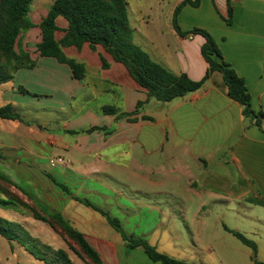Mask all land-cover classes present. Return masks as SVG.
<instances>
[{
	"label": "crops",
	"instance_id": "1",
	"mask_svg": "<svg viewBox=\"0 0 264 264\" xmlns=\"http://www.w3.org/2000/svg\"><path fill=\"white\" fill-rule=\"evenodd\" d=\"M142 1L143 5L136 10L138 25L133 28L135 44L172 74L202 80L208 71L201 54L205 39L201 35L181 37L173 26L175 8L183 0L172 5L167 31L165 24L151 21L145 15L152 7L150 0ZM230 5L233 9L230 23H227V0H200L198 7L187 4L182 8L178 25L183 32L200 28L212 35L223 61L244 80L252 109L264 113V0H230ZM58 25L63 29L67 26L63 19L58 20ZM35 29L37 43L39 28L29 33ZM63 35V31H58L57 40ZM26 42L23 49L28 51ZM65 53L85 65L82 79H75L69 66L37 53L35 68L22 69L12 81L0 85V107L9 104L14 107L20 119L7 121H13L17 130L32 126L29 114L32 112L36 113L33 119L38 122L36 129L40 133H60L59 137L48 135L45 141H34L30 147L16 146L21 155L8 176L66 217L86 236L105 264L161 263L153 262L140 248L127 247L121 235L106 226L107 219L101 213L77 200L91 198L93 191L89 179L79 175L81 172L107 178L132 174L137 199L134 205L143 206L133 211L139 220H160L159 213L163 211L153 210L150 204L175 198L173 192L165 189L179 188L182 181L187 182L186 188H197L203 205L213 204L219 209H209L207 213L204 206V219L219 213L223 205L232 201L257 206V227L263 228L253 229L250 234L226 225L224 230L232 236V231L254 236L256 257L242 243L247 248L244 253L251 264L264 263V234L260 235L264 231V117L258 126L245 116L244 106L228 95L219 73L211 74L199 91L163 103L149 97L126 68L100 45L96 50L88 44L81 51L66 48ZM102 57L110 64L109 68H103ZM35 75L42 83L43 94L37 95L26 86L27 78ZM56 150L65 152L69 159L65 161L57 155L65 165L56 164L58 167L49 172L41 162H52ZM56 184L64 185L68 192ZM104 191L100 200L89 202L117 217L119 209L111 208L103 198L113 191L106 185ZM120 196L124 204L131 203L127 195L120 193Z\"/></svg>",
	"mask_w": 264,
	"mask_h": 264
},
{
	"label": "trees",
	"instance_id": "2",
	"mask_svg": "<svg viewBox=\"0 0 264 264\" xmlns=\"http://www.w3.org/2000/svg\"><path fill=\"white\" fill-rule=\"evenodd\" d=\"M35 1L0 0V85L12 81L18 71L33 69L37 66V61L23 49V39L31 29L38 27L40 41L36 43V52L40 57L54 58L59 63L69 66L75 79L80 80L84 77L85 65L68 56L65 49L74 47L81 51L85 44H88L92 50H96L97 45L103 47L115 62L126 68L131 78L147 91L149 97L163 103L199 91L211 74L219 73L228 95L244 106V115L253 119L256 125H261L264 113H256L252 109L251 97L244 80L223 61L221 51L212 35L200 28L183 32L178 25V15L182 8L187 4L198 7L200 0H183L175 8L173 15V26L179 36L201 35L205 39L201 46V54L208 64V71L200 81L192 80L187 74L178 76L172 74L154 62L135 44L127 0H54L38 25L30 16ZM227 2L229 5L227 23H230L233 9L230 0ZM59 19L66 22V28L63 29L58 25ZM58 31L64 32L59 40L56 38ZM102 62L104 69L109 68L110 64L104 57ZM0 119L19 120L20 117L14 107L9 104L0 107ZM56 185L68 192V188L64 185ZM77 200L101 213L109 225L121 235L127 247L142 249L153 262L198 264L174 259L160 253L146 240L132 234L128 235L123 230L121 222L105 210L97 208L87 200L80 198ZM0 207L23 209L30 213L33 219L51 228L84 264H105L86 236L75 229L60 212L51 210L5 173H0ZM232 234L256 253L257 246L253 240L239 232L232 231ZM0 236L10 242H18L35 259L44 264H76L67 249L54 248L34 238L22 224L1 216ZM256 263L264 264L258 261Z\"/></svg>",
	"mask_w": 264,
	"mask_h": 264
},
{
	"label": "rangeland",
	"instance_id": "3",
	"mask_svg": "<svg viewBox=\"0 0 264 264\" xmlns=\"http://www.w3.org/2000/svg\"><path fill=\"white\" fill-rule=\"evenodd\" d=\"M53 2L54 0H36L34 2L30 14L34 23L37 24L41 20ZM150 2L152 3V7L145 15H148L151 21L165 24L164 31H167L166 27L169 26L171 20V8L176 0H150ZM128 3L129 19L133 29L138 25L139 19L137 17V11L139 9L138 7L143 5V1L128 0ZM146 6L149 7V4H146ZM28 33L25 34L23 43L25 40L27 41L26 49L31 54L32 59H34L35 56L38 58V55H36L35 43L38 39V30L35 29L34 32ZM35 60L37 61L36 58ZM38 78V75H35L33 78H27L28 83L26 85L37 95L44 93L40 87L42 83L38 81ZM29 114L32 117L30 119V125L32 126L20 127L22 133L16 129L13 121L0 119V173L9 175L8 173H10L11 167L15 165L16 160L20 157L21 150L15 148L16 146L30 147L34 141H45L48 135L60 136V133L57 131H50L49 134L40 133L36 129L38 122L33 119V117H36L34 116L36 113L30 112ZM13 129L14 132H10ZM31 129L35 132L30 133L29 130ZM53 129L56 130V127ZM57 155H61L65 161L69 159V156L65 152L56 150L53 152L52 156L55 165H52V163L47 160L41 162L42 166L47 171L50 172V170H54L58 167V165L56 166ZM79 175L83 176L85 180L86 177L89 179L88 185L93 190L91 191V198H88L89 200L87 199L88 201L94 202L97 200L96 198L100 200V196L105 194V185L110 187V191L112 190L113 194L107 197L103 196V198H105L111 208L119 209L118 212L120 214L114 217L120 220L123 230L128 235L133 234L146 240L150 245L156 247L160 253L187 262H205L206 264H251L250 258L244 253V250H247V248L239 239L227 233L224 227L226 225L242 231V233L249 234L253 232V229L263 228L257 227L259 226V223L256 221V216L259 212L257 206L248 204L237 205L232 201L223 205L219 213L214 212L211 218L207 217V219H204V215L206 214L204 210L216 209L215 211H217L219 209L213 204L203 205L201 197L197 194V188H186L185 185H187V182L185 184L184 181H182L183 184H181L179 188L165 189V191L173 192L175 198L169 201L168 199L160 202L157 200L150 204L153 210L158 208L163 211L159 213L161 214L159 215L160 220H156L157 218L154 220H139L135 218L133 211L143 206L134 205L137 199L134 198L132 174H115L113 178H107L102 174L97 175L87 172H81ZM120 175H122L123 178H120ZM122 184H126L130 187H127V189L123 187ZM25 190L51 210L56 211L48 202L40 199L33 191L28 189ZM79 192L82 193V190H79ZM120 193L127 195V197L131 199V203L124 204ZM204 206L205 209L203 210ZM180 212H182V215ZM260 212L263 213V210ZM224 215H226V217H223ZM0 216L22 224L34 238L40 239L42 242L48 243L54 248L65 247L77 264H84L77 255L68 249L64 241L51 228L33 219L31 214L27 211L23 209H13L11 207H0ZM106 226L115 232L109 223H106ZM262 233L264 234L263 230H261V236ZM251 237L247 238L251 240L254 239V236ZM252 257L255 258L256 253H253ZM0 264H44V262L35 259L26 248L18 242H10L0 236Z\"/></svg>",
	"mask_w": 264,
	"mask_h": 264
},
{
	"label": "built area",
	"instance_id": "4",
	"mask_svg": "<svg viewBox=\"0 0 264 264\" xmlns=\"http://www.w3.org/2000/svg\"><path fill=\"white\" fill-rule=\"evenodd\" d=\"M52 163V165H55V162H51ZM56 163L57 164H63V165H65V161L63 160V159H61V158H58L57 160H56Z\"/></svg>",
	"mask_w": 264,
	"mask_h": 264
}]
</instances>
